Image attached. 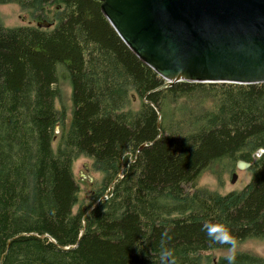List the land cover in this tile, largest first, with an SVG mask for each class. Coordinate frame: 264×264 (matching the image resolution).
Segmentation results:
<instances>
[{
	"label": "trees",
	"instance_id": "trees-1",
	"mask_svg": "<svg viewBox=\"0 0 264 264\" xmlns=\"http://www.w3.org/2000/svg\"><path fill=\"white\" fill-rule=\"evenodd\" d=\"M2 3L30 20H0V264H158L161 246L175 264H227L211 252L229 246L204 223L224 225L236 243L264 239V152L255 155L264 82L168 85L98 0ZM59 66L71 87L67 122ZM79 157L99 174L83 197ZM237 160L251 163L242 189L197 186L203 168L232 170ZM234 255V264H264Z\"/></svg>",
	"mask_w": 264,
	"mask_h": 264
},
{
	"label": "water",
	"instance_id": "water-1",
	"mask_svg": "<svg viewBox=\"0 0 264 264\" xmlns=\"http://www.w3.org/2000/svg\"><path fill=\"white\" fill-rule=\"evenodd\" d=\"M98 1L121 39L168 85L264 82V0ZM250 164L237 160L236 168Z\"/></svg>",
	"mask_w": 264,
	"mask_h": 264
},
{
	"label": "rangeland",
	"instance_id": "rangeland-1",
	"mask_svg": "<svg viewBox=\"0 0 264 264\" xmlns=\"http://www.w3.org/2000/svg\"><path fill=\"white\" fill-rule=\"evenodd\" d=\"M0 20L5 26H18L21 24H27L30 20L28 14L21 10L16 4L13 3H2L0 4ZM59 72L57 85L61 91L60 97L58 98L61 101L64 112H65V121L67 122L70 118L72 102L70 99L71 87L67 77H64V69L59 66L57 68ZM89 160L85 157H79L73 163V172L74 177L79 185V197H83L87 194L92 183L93 176L98 177V172L91 171L88 168ZM84 174L92 177L91 181H88L87 178H80L81 174ZM235 173L236 178L234 182L230 181L231 174ZM251 177V170L249 167L238 169L236 165L233 166L232 170L227 169L225 166H220L219 164H210L208 167L203 168L196 180L198 187H204L211 190L218 191L221 194L227 193L232 190L242 189ZM87 180V182H86ZM188 189V186H185ZM228 248L226 249H216L211 252V254L216 257L219 254H225ZM235 250H247L253 253H256L264 257V239H255L248 238L243 240L241 243H236Z\"/></svg>",
	"mask_w": 264,
	"mask_h": 264
},
{
	"label": "clouds",
	"instance_id": "clouds-1",
	"mask_svg": "<svg viewBox=\"0 0 264 264\" xmlns=\"http://www.w3.org/2000/svg\"><path fill=\"white\" fill-rule=\"evenodd\" d=\"M201 230L214 243L227 244L229 247L226 251L224 259L227 264H234L236 241L229 235L227 228L221 224L204 223ZM158 264H175L173 253L170 249L161 246Z\"/></svg>",
	"mask_w": 264,
	"mask_h": 264
},
{
	"label": "bare ground",
	"instance_id": "bare-ground-1",
	"mask_svg": "<svg viewBox=\"0 0 264 264\" xmlns=\"http://www.w3.org/2000/svg\"><path fill=\"white\" fill-rule=\"evenodd\" d=\"M163 78V77H162ZM166 81V80H165Z\"/></svg>",
	"mask_w": 264,
	"mask_h": 264
}]
</instances>
